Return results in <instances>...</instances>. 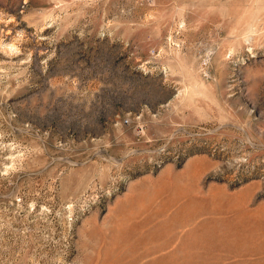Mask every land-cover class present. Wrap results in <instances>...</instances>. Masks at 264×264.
I'll list each match as a JSON object with an SVG mask.
<instances>
[{
	"label": "rangeland",
	"instance_id": "1",
	"mask_svg": "<svg viewBox=\"0 0 264 264\" xmlns=\"http://www.w3.org/2000/svg\"><path fill=\"white\" fill-rule=\"evenodd\" d=\"M0 264H264V0H0Z\"/></svg>",
	"mask_w": 264,
	"mask_h": 264
}]
</instances>
